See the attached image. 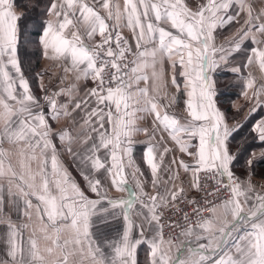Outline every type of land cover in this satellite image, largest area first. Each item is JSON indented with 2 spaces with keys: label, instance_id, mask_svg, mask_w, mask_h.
I'll use <instances>...</instances> for the list:
<instances>
[{
  "label": "snow or ice",
  "instance_id": "obj_1",
  "mask_svg": "<svg viewBox=\"0 0 264 264\" xmlns=\"http://www.w3.org/2000/svg\"><path fill=\"white\" fill-rule=\"evenodd\" d=\"M194 2L48 0L33 41L31 0L19 12L16 0H0V264H138L141 246L147 264H264V192L251 173L241 180L233 170L231 141L243 125H230L219 107L216 79L236 77L246 104L233 107H248L245 120L264 110V83L246 71L255 64L264 74V0ZM228 26L234 35L217 43ZM30 44L63 70L55 89L36 74L39 95L23 62ZM82 80L92 86L81 96ZM145 116L150 128L138 125ZM62 118L69 124L54 129ZM250 132L264 145V115ZM140 133L149 137L143 167L133 155ZM181 169L191 189L204 173L216 185L204 195L228 198L208 201L209 216L193 199L191 215L166 225L163 210L187 198ZM166 226L179 236L166 238Z\"/></svg>",
  "mask_w": 264,
  "mask_h": 264
},
{
  "label": "trees",
  "instance_id": "obj_2",
  "mask_svg": "<svg viewBox=\"0 0 264 264\" xmlns=\"http://www.w3.org/2000/svg\"><path fill=\"white\" fill-rule=\"evenodd\" d=\"M24 3L25 0H16L17 7L21 8L23 11H25L22 7ZM47 4L48 0H31V3L26 9L29 13V20L26 22V34L29 39L33 41L37 39L40 23L46 19L43 13ZM33 5H35V11H32ZM240 56L245 59L243 54ZM41 58L42 55L35 44L27 46V53L23 56V62L25 68L28 70L31 85L37 83L36 72L40 67ZM216 79L219 106L226 112L229 122L239 121L247 106L244 107V111L242 112H237L236 109L233 108L232 102L241 97V89L238 86L236 77L230 72L223 71V73L217 74ZM261 115H264V110L258 109L257 113H254L247 120L242 121L240 124L243 125V127H241L238 132L234 133V139L231 141L232 151H234V154L237 156L233 170L239 178L244 177L247 173H251L254 177L264 179V157L256 159L252 157L253 151L264 149V145L258 140H253L252 136L254 134L250 132L252 124L260 119ZM250 158L253 159V163L249 169L247 161Z\"/></svg>",
  "mask_w": 264,
  "mask_h": 264
},
{
  "label": "crops",
  "instance_id": "obj_3",
  "mask_svg": "<svg viewBox=\"0 0 264 264\" xmlns=\"http://www.w3.org/2000/svg\"><path fill=\"white\" fill-rule=\"evenodd\" d=\"M186 2H188L190 6L195 7L194 0H186ZM120 3L122 4L123 0H120ZM17 11L19 12V11H23V10L21 8L17 7ZM228 27L219 30L218 36H217L218 39H225L227 37V39L230 40L232 38V36L235 33L236 27H234L231 31H229V30L227 31ZM123 35L126 37H130V33L128 32L127 29L123 30ZM62 71H63L62 67L60 66V63L58 61L48 60L42 56L41 61H40V67H39L38 71L36 72V74L37 73L44 74L45 85L47 87H49L50 89H55L56 86L58 85L59 79L62 75ZM246 71H251L253 73V75L256 77L257 83H264V74H262L260 72L257 65L254 64V65L250 66V68L247 69ZM73 81H74V77L70 76L69 79L66 81V84H71ZM39 85H40V80H39V77L37 76V83L35 85H31V86H32L33 92L38 94V95L42 94L40 92V86ZM91 86L92 85H91L90 81H83V80L80 81L79 82V91H80L81 96L83 95L84 91ZM141 86H143V84H141ZM169 91L171 92V91H173V89L170 88ZM245 103H246L245 100L241 96L237 100L233 101L232 105H234V104L235 105H243ZM182 108H183L182 104L177 106V108H176L177 115H183ZM247 112H248V107H246V109H245L244 113L242 114V116L240 117L239 121H237V122H229L228 121L229 124L230 125L240 124L242 121L245 120V116H246ZM151 123H152V117L151 116H145L144 119L138 121V125L142 128H145V127L150 128ZM68 124H69V120L62 118L58 122H53V127H54V129H61V128H64ZM79 133H80V129L74 127L73 135L78 136ZM165 138L167 139L166 135H165ZM148 140H149V137L147 135H145L144 133H140L135 137L133 155H134L135 159L137 160V162L142 165V167H143L142 155H143V151L145 150L146 144L148 143ZM78 147H79V143L77 142L76 144H74V148H78ZM261 151H264V149H257L255 151H253V153H255V157H254L255 159L261 157V155H260ZM232 152L234 153V151H232ZM176 155L179 156V153H176ZM61 158L64 161L65 165L69 168V171L72 173L73 177L81 184V186H83V183H84L83 179L80 176L79 172L77 171L76 167L72 164L71 159L67 155H63ZM170 158L171 157L166 158L165 163H167V160ZM187 159L188 158L185 157L186 161H187ZM249 174L250 173H247L244 177H242L240 179L241 180L247 179L249 177ZM179 175H180V179L176 181L177 185L183 186L187 195L194 193L195 189L190 188V181L192 180L191 173H184L183 170L181 169ZM166 178L167 177L165 176V179ZM251 179H252L253 184L256 186L257 191L264 192V179H259L257 177H254L252 174H251ZM146 190L151 191V186L149 185ZM113 195L123 196L124 193H113ZM5 213L8 215H11V218L13 220L17 219V215H16L15 210L13 208L9 207L7 204L5 206ZM137 221L139 222V218H137ZM103 231H104L105 235H108V236H111L113 234L111 229L107 228V227H105L103 229ZM25 235H27V233H25ZM180 239H183V238H180ZM175 242L179 243V239ZM173 252H175L174 249H173ZM137 258H138V264H147V251H146V248L144 246H141L138 249Z\"/></svg>",
  "mask_w": 264,
  "mask_h": 264
},
{
  "label": "built area",
  "instance_id": "obj_4",
  "mask_svg": "<svg viewBox=\"0 0 264 264\" xmlns=\"http://www.w3.org/2000/svg\"><path fill=\"white\" fill-rule=\"evenodd\" d=\"M200 179H201V184L199 191L195 190L194 193L187 195L186 199H184L182 202L177 203L175 207L172 208L171 210L169 209L163 210L164 223L166 225L169 219L175 220L177 222H182L181 217H183L185 212L191 215L193 208L196 206L194 204H190V201L193 199L199 202V206L201 209H205L202 212V215L209 216L210 213L207 211V209L210 207V205L207 203L208 201L219 203L221 200L228 198L227 194L224 193L223 191L214 192L212 195L205 196L204 193L206 191H211L216 187V185L215 182L212 181L210 178H206L204 173L200 174ZM176 209H183V211L177 213ZM164 234L166 238L169 236L178 237L179 229L174 230L173 228L166 226L164 228Z\"/></svg>",
  "mask_w": 264,
  "mask_h": 264
},
{
  "label": "rangeland",
  "instance_id": "obj_5",
  "mask_svg": "<svg viewBox=\"0 0 264 264\" xmlns=\"http://www.w3.org/2000/svg\"><path fill=\"white\" fill-rule=\"evenodd\" d=\"M234 27H236V26H229V27L227 28V31H228V30L231 31ZM226 41H228L227 37H226L225 39H218V38H217V43H224V42H226ZM237 60H238V62H239V61H243V58L240 56V57L237 58ZM221 73H223V71L218 72L217 74H221ZM217 102H218V105H219V101H218V99H217ZM219 107H220V106H219Z\"/></svg>",
  "mask_w": 264,
  "mask_h": 264
}]
</instances>
